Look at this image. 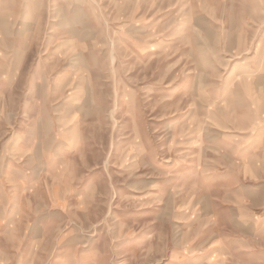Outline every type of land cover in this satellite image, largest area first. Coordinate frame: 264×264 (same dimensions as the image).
Here are the masks:
<instances>
[{
  "label": "rangeland",
  "instance_id": "rangeland-1",
  "mask_svg": "<svg viewBox=\"0 0 264 264\" xmlns=\"http://www.w3.org/2000/svg\"><path fill=\"white\" fill-rule=\"evenodd\" d=\"M262 124L264 0H0V260L191 264Z\"/></svg>",
  "mask_w": 264,
  "mask_h": 264
},
{
  "label": "crops",
  "instance_id": "crops-1",
  "mask_svg": "<svg viewBox=\"0 0 264 264\" xmlns=\"http://www.w3.org/2000/svg\"><path fill=\"white\" fill-rule=\"evenodd\" d=\"M37 82V90L40 91L42 76ZM261 126L256 129L257 134L264 132ZM259 140L260 147L247 156L240 154L247 144L241 148L235 143H231L232 147L224 146L226 150L231 148L225 157L227 162L234 164L231 170H223L227 174L226 178L242 175L240 164L264 163L263 133ZM217 177H221L220 174ZM246 177L250 176L245 174ZM244 191L245 188L235 185L223 183L219 186L217 196L207 203V217L200 221V225L210 231L207 235L195 238L191 248L197 252H192L190 259L187 256L186 261L191 260V264H264V196L254 199L250 196L253 194L252 188H249L248 194ZM260 193L264 194L263 187ZM194 233L196 230L191 232V236Z\"/></svg>",
  "mask_w": 264,
  "mask_h": 264
},
{
  "label": "clouds",
  "instance_id": "clouds-1",
  "mask_svg": "<svg viewBox=\"0 0 264 264\" xmlns=\"http://www.w3.org/2000/svg\"><path fill=\"white\" fill-rule=\"evenodd\" d=\"M0 264H8L7 258L0 260Z\"/></svg>",
  "mask_w": 264,
  "mask_h": 264
},
{
  "label": "bare ground",
  "instance_id": "bare-ground-1",
  "mask_svg": "<svg viewBox=\"0 0 264 264\" xmlns=\"http://www.w3.org/2000/svg\"><path fill=\"white\" fill-rule=\"evenodd\" d=\"M112 42V41H111ZM111 46H112V44H111ZM110 54H112V53H110ZM112 57V56H111ZM76 60V59H75ZM88 80V79H87ZM66 81V80H65ZM67 82V81H66ZM64 84V83H63ZM116 96V95H115ZM70 105V104H69ZM78 107V106H77ZM112 110V109H111ZM112 115V114H111Z\"/></svg>",
  "mask_w": 264,
  "mask_h": 264
}]
</instances>
